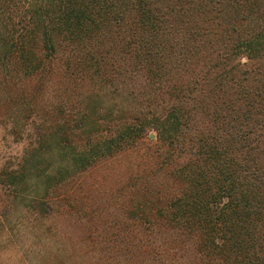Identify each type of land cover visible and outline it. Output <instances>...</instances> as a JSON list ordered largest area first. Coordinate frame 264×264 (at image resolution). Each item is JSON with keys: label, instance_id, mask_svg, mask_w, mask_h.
Segmentation results:
<instances>
[{"label": "trees", "instance_id": "16d2710c", "mask_svg": "<svg viewBox=\"0 0 264 264\" xmlns=\"http://www.w3.org/2000/svg\"><path fill=\"white\" fill-rule=\"evenodd\" d=\"M1 121L82 253L264 264V0H0Z\"/></svg>", "mask_w": 264, "mask_h": 264}, {"label": "rangeland", "instance_id": "374dc122", "mask_svg": "<svg viewBox=\"0 0 264 264\" xmlns=\"http://www.w3.org/2000/svg\"><path fill=\"white\" fill-rule=\"evenodd\" d=\"M11 126V123L0 122V179L7 181L13 176L12 183H9V180L7 184L0 182V217H2L0 264H108L107 261L100 262L96 254L77 250V246H80L78 238L81 237V233L80 228L77 229V214L74 212L77 211V206L80 204L82 206V201L77 199V179L70 182L71 189L76 188L72 193L75 195L52 206L54 210L52 215L35 218L31 209L32 204L41 197L42 193L40 179L36 177V173L25 168L22 172L15 171L19 172L17 174L10 173L11 176L2 175L3 171L17 169L23 147L21 140L14 138L11 132L8 133ZM30 129L31 126L25 133ZM145 132L151 136L155 134V130L151 127L145 129ZM22 136L27 138L25 135ZM50 153L42 159L41 167H46L52 162V167L61 169L63 166L61 155L53 150ZM48 169L49 167H46V170ZM121 169H116L111 164L104 166L103 169L97 168L89 174L88 183L95 177L99 178L100 171L106 170L111 174ZM88 183H82L80 189L88 190L90 188ZM223 199H218L217 204L221 205ZM86 204L89 205L88 207L94 205L89 199L86 200ZM1 213L5 214L4 218ZM118 259L120 260L118 264L127 262L124 255L114 260Z\"/></svg>", "mask_w": 264, "mask_h": 264}]
</instances>
